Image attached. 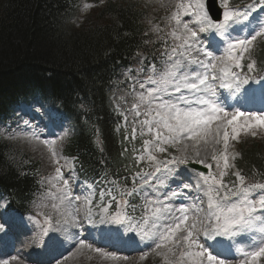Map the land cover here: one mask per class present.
I'll list each match as a JSON object with an SVG mask.
<instances>
[{
    "label": "snow or ice",
    "instance_id": "1",
    "mask_svg": "<svg viewBox=\"0 0 264 264\" xmlns=\"http://www.w3.org/2000/svg\"><path fill=\"white\" fill-rule=\"evenodd\" d=\"M175 8L164 27L153 28L164 34L161 67L142 58L139 68H129L131 105L115 104L125 125L124 139L139 136L142 141L133 149L130 177L113 174L109 179L105 174L93 181L99 189L96 202L92 185L81 188L74 175L77 158L63 157L57 139L41 140L32 133L57 165L59 204L52 209L79 213L77 201L83 199L87 222L99 216L101 223L116 226L110 229L115 239L143 249L140 261L154 253L163 264H264V180H250L237 168L236 156L229 155L230 140L239 143L244 134L256 137L264 131V108L241 110L255 91L246 85L258 83L264 91V76L258 75L264 68L252 57L255 47L264 44V0H220L215 18L205 0H178ZM204 34L213 38L205 43ZM118 99L128 103L126 95ZM229 100L235 103L229 105ZM190 165L207 170L193 167L194 183L181 180ZM67 215L77 223L75 215ZM51 224L45 215V235ZM74 235L73 249L110 255L93 248L80 232ZM64 258H56V264Z\"/></svg>",
    "mask_w": 264,
    "mask_h": 264
},
{
    "label": "trees",
    "instance_id": "2",
    "mask_svg": "<svg viewBox=\"0 0 264 264\" xmlns=\"http://www.w3.org/2000/svg\"><path fill=\"white\" fill-rule=\"evenodd\" d=\"M78 2L0 0V125L18 103L38 101L70 126L62 156L77 158V180L130 177L135 154L113 102L123 92L122 76L141 66L140 57L146 56L145 64H160L164 34L153 36L145 28V12L137 2L92 0L82 19ZM252 57L264 68V44ZM238 152L237 168L250 180H264L263 143L240 141ZM39 161L19 141L0 136L5 212L41 220L38 212L51 207L44 194L51 186Z\"/></svg>",
    "mask_w": 264,
    "mask_h": 264
},
{
    "label": "rangeland",
    "instance_id": "3",
    "mask_svg": "<svg viewBox=\"0 0 264 264\" xmlns=\"http://www.w3.org/2000/svg\"><path fill=\"white\" fill-rule=\"evenodd\" d=\"M91 0H80V5L78 7L77 18L82 19L89 12V5ZM140 4L142 9L145 12V25L149 27V31H153L154 26L161 24L162 21L168 20L171 16V13L176 10L175 5L178 0H135ZM187 2V0H185ZM220 5V0L218 1ZM80 19L78 23H80ZM187 19V17H185ZM157 22V23H156ZM154 32V31H153ZM245 87L254 89L253 96H256L258 103L261 105V100L264 97V91H262L261 84L251 83ZM222 97L227 99L228 93L224 90H221ZM253 101H256L254 98ZM229 105L234 104L235 100H229ZM250 102L244 103L241 106L242 108L246 105L248 106ZM231 111V107H229ZM46 116V108L40 105L39 103L33 104L31 106H18L13 110V115L11 116L12 120H9L5 124L1 125L0 134L3 136H14L13 140L19 141L24 147L31 152L37 159L44 162L46 165L45 170L53 172L52 175V186L55 191L51 192V199L53 204H59L57 197L59 192L57 189L60 187V184L55 180V165L49 158V153L46 147L39 141L32 138V133L35 132L41 140L43 139H54L57 135L60 134V122L59 120L52 117ZM52 121V123L50 122ZM27 121V123H25ZM54 125V127H52ZM139 137V136H138ZM255 141L256 143L262 142L264 147V131L260 132L256 137L250 135H242L240 141ZM239 141V142H240ZM238 143L230 140L229 155H235L238 157V152L236 151ZM236 146V147H235ZM219 147V146H218ZM62 164V160L60 161ZM64 163V162H63ZM203 167L202 165H199ZM64 174L67 177L68 172L64 170ZM181 180L186 182H195L194 175L191 170H185L184 176L181 177ZM73 183V182H72ZM86 186H82L84 188ZM73 189H76V185L73 183ZM77 206L80 207L81 211L75 213L74 208H66V213H72L76 216L77 223L73 224L71 218L66 214H60V218L51 224L49 228L48 237L43 233L39 225L34 222V220H27L28 224L23 222L19 217L12 215L7 218V222H14L21 226L22 224L28 225L29 229L24 227V234L20 239L14 238L13 234L5 231L4 226L0 222V261L8 260L9 264H32L28 260L31 252L38 253V249L42 248L44 243L53 246L54 249L63 252L60 257H66L61 260V264H163L162 257L156 256L154 253L150 254L148 259L145 261H140L139 257L141 253L122 256L118 253L106 252L100 246V241L97 243H92L93 248H100L104 253H110L109 256H101L99 253L91 251L89 249H73L71 247L73 240L77 239L74 235L76 230L79 229L82 220L87 221L82 214L83 210V199L77 201ZM2 213V205L0 204V214ZM99 217V216H97ZM68 222H65V221ZM101 227V225H99ZM108 229H112L116 226L107 224ZM105 229V228H104ZM84 234H89L85 232ZM114 235V233H113ZM128 234H125L127 236ZM96 240V239H95ZM90 242V240H89ZM96 242V241H95ZM226 245L229 241H223ZM213 243H215L213 241ZM38 255V254H37ZM54 254H52L53 256ZM16 256L17 260H12L11 258ZM115 256L116 259L111 257ZM125 257H128L126 260ZM53 258V257H52ZM49 264V263H48ZM50 264H56L54 260Z\"/></svg>",
    "mask_w": 264,
    "mask_h": 264
},
{
    "label": "water",
    "instance_id": "4",
    "mask_svg": "<svg viewBox=\"0 0 264 264\" xmlns=\"http://www.w3.org/2000/svg\"><path fill=\"white\" fill-rule=\"evenodd\" d=\"M212 5H213V9L215 10V14H217L218 13V11L216 10V5H215V1L214 0H212ZM190 167L191 168H196V169H199L197 166H195V165H190ZM200 170V169H199Z\"/></svg>",
    "mask_w": 264,
    "mask_h": 264
}]
</instances>
